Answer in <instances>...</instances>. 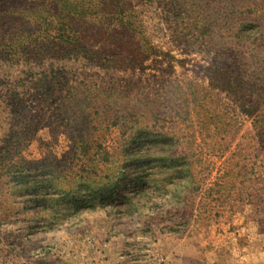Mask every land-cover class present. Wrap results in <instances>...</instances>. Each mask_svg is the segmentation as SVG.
<instances>
[{
	"label": "rangeland",
	"instance_id": "rangeland-1",
	"mask_svg": "<svg viewBox=\"0 0 264 264\" xmlns=\"http://www.w3.org/2000/svg\"><path fill=\"white\" fill-rule=\"evenodd\" d=\"M213 225L264 243V0H0V264Z\"/></svg>",
	"mask_w": 264,
	"mask_h": 264
},
{
	"label": "crops",
	"instance_id": "crops-1",
	"mask_svg": "<svg viewBox=\"0 0 264 264\" xmlns=\"http://www.w3.org/2000/svg\"><path fill=\"white\" fill-rule=\"evenodd\" d=\"M193 232L191 237L183 234L175 239L166 234L162 243L149 239V244L138 240L127 243L122 234L115 243H106L111 252L108 260L110 264H264V243L260 239L214 225ZM146 234L153 236L150 231Z\"/></svg>",
	"mask_w": 264,
	"mask_h": 264
},
{
	"label": "trees",
	"instance_id": "trees-1",
	"mask_svg": "<svg viewBox=\"0 0 264 264\" xmlns=\"http://www.w3.org/2000/svg\"><path fill=\"white\" fill-rule=\"evenodd\" d=\"M254 122H256V121H254Z\"/></svg>",
	"mask_w": 264,
	"mask_h": 264
}]
</instances>
